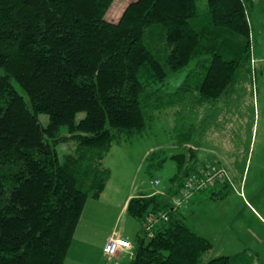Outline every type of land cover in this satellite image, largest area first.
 <instances>
[{"label":"trees","instance_id":"1","mask_svg":"<svg viewBox=\"0 0 264 264\" xmlns=\"http://www.w3.org/2000/svg\"><path fill=\"white\" fill-rule=\"evenodd\" d=\"M115 1L0 0V264H66L88 199L111 179L106 155L166 110L178 151H153L147 171L171 160L176 172L166 192L130 199L141 230L129 264H255L245 251L203 263L214 245L173 202L208 170L203 109L233 104L252 79L255 0H208L205 9L198 0H134L114 21Z\"/></svg>","mask_w":264,"mask_h":264},{"label":"rangeland","instance_id":"2","mask_svg":"<svg viewBox=\"0 0 264 264\" xmlns=\"http://www.w3.org/2000/svg\"><path fill=\"white\" fill-rule=\"evenodd\" d=\"M132 1L116 0L109 12L111 19L118 21ZM207 3L208 0H198L201 9ZM250 24L252 79L239 84L241 97L234 94L233 104L226 98L203 109L199 130L202 154L209 157V163H215L214 168H225L227 176L217 179L209 187L212 190L198 191L199 197L193 196V202L182 208L188 224L214 245L204 255L203 263L245 251L256 259L255 264H264V0H255ZM173 75L166 86L169 91L178 84ZM40 118L44 125L48 124L47 115ZM175 120L172 110L159 111L142 134L122 137L114 143L103 161L112 171V181L115 179L121 188L136 194L144 189L169 187V178L176 172L175 162L170 160L163 170L150 174L144 154L153 147H162L169 155L177 153ZM68 148L61 146L59 154L63 156ZM218 160L221 162L217 163ZM154 177L160 178L161 185H152ZM110 221L109 224L116 225V220ZM119 224L122 229L126 223L122 220ZM137 227L127 225L125 229L130 233L124 236L133 241Z\"/></svg>","mask_w":264,"mask_h":264},{"label":"crops","instance_id":"3","mask_svg":"<svg viewBox=\"0 0 264 264\" xmlns=\"http://www.w3.org/2000/svg\"><path fill=\"white\" fill-rule=\"evenodd\" d=\"M154 148L155 147H153L150 151L145 152L144 158L146 159V161H148V158L150 156L149 154L155 151ZM160 148L162 147H159V149ZM171 155L168 154V156ZM199 156L200 159L207 164L208 170L216 167L215 163L213 165L212 163H209V157H205L202 154V148L201 150L199 148ZM169 161L170 160H168L165 165ZM213 161L214 159L212 160V162ZM219 162L221 161L218 160L217 163ZM152 185L154 184L152 183ZM169 187L165 186V188L157 187L149 188L147 190L144 189L143 191H140L136 194V192L132 191L131 189L124 190L119 186V184H117V181L115 179L114 182L112 181V179H110L105 191L99 199H88L83 211V215L76 229L66 264H129L133 255V250L132 252L121 250L116 256H108L104 251V246L107 240L111 236H119L129 240L128 236H124L125 234L130 233L125 229V227L127 225H135L136 227L137 224L138 227L136 228V232L134 233L133 241L130 240L132 242H135L136 236L141 230V224L136 219L130 217L127 213L128 203L130 199L139 194L153 195L156 193H164L169 189ZM194 196L196 199L199 197V194L195 193ZM115 214L118 215L116 216ZM110 215H112L113 218L110 219ZM113 219L114 221L116 220V225L109 224L111 223L110 220ZM122 220H124L126 224L122 229H120L119 223Z\"/></svg>","mask_w":264,"mask_h":264},{"label":"built area","instance_id":"4","mask_svg":"<svg viewBox=\"0 0 264 264\" xmlns=\"http://www.w3.org/2000/svg\"><path fill=\"white\" fill-rule=\"evenodd\" d=\"M226 176L227 171L225 168H212L204 175L189 177L185 181V185L181 189L180 193L173 197L174 204L179 208L188 205L196 192L209 188L215 184L217 179L224 178ZM153 184L155 186H159L161 181L157 179ZM161 219L167 220V216L163 215ZM132 248L133 244L130 240L119 236H111L104 246V251L108 256L113 257L121 250H131Z\"/></svg>","mask_w":264,"mask_h":264},{"label":"bare ground","instance_id":"5","mask_svg":"<svg viewBox=\"0 0 264 264\" xmlns=\"http://www.w3.org/2000/svg\"><path fill=\"white\" fill-rule=\"evenodd\" d=\"M157 180V179H156ZM155 181V180H154ZM154 181H153V183H154Z\"/></svg>","mask_w":264,"mask_h":264}]
</instances>
